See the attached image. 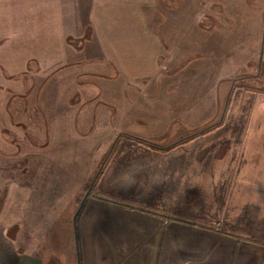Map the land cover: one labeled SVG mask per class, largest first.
Listing matches in <instances>:
<instances>
[{
  "label": "crops",
  "instance_id": "crops-1",
  "mask_svg": "<svg viewBox=\"0 0 264 264\" xmlns=\"http://www.w3.org/2000/svg\"><path fill=\"white\" fill-rule=\"evenodd\" d=\"M173 4L0 0V264H264V158L124 157L121 141L78 202L112 135L138 132L140 101L171 80L150 23ZM252 112L246 141L264 143Z\"/></svg>",
  "mask_w": 264,
  "mask_h": 264
},
{
  "label": "rangeland",
  "instance_id": "rangeland-1",
  "mask_svg": "<svg viewBox=\"0 0 264 264\" xmlns=\"http://www.w3.org/2000/svg\"><path fill=\"white\" fill-rule=\"evenodd\" d=\"M171 8V19L150 23L161 36L157 63L166 62L162 73L171 80L155 81L151 100L140 101L138 132L112 135L92 180L78 194V202L86 190L93 192L121 141L135 143L131 151L126 147L124 157L149 152L157 158L263 162L260 132H253L252 141L246 139H251V112H264V0H184V8L180 0H174ZM124 19L107 25L124 34L126 47L133 48L129 32L135 25ZM144 42L141 37L140 46ZM156 109L162 117H147L148 111Z\"/></svg>",
  "mask_w": 264,
  "mask_h": 264
},
{
  "label": "trees",
  "instance_id": "trees-1",
  "mask_svg": "<svg viewBox=\"0 0 264 264\" xmlns=\"http://www.w3.org/2000/svg\"><path fill=\"white\" fill-rule=\"evenodd\" d=\"M144 142V141H143ZM89 192V190H86V193H88ZM78 210H79V208H78ZM78 210H77V212H78Z\"/></svg>",
  "mask_w": 264,
  "mask_h": 264
}]
</instances>
